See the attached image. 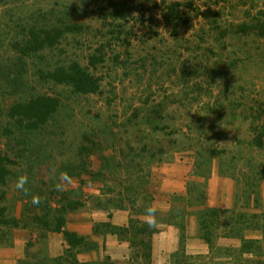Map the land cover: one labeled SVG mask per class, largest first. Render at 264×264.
<instances>
[{
  "label": "rangeland",
  "instance_id": "obj_1",
  "mask_svg": "<svg viewBox=\"0 0 264 264\" xmlns=\"http://www.w3.org/2000/svg\"><path fill=\"white\" fill-rule=\"evenodd\" d=\"M118 1L123 23L111 21ZM259 12L264 0H0V151L10 161L0 220L24 221L36 196L56 209L129 208L141 229L155 201L162 225L184 229L161 264H264V39L229 30ZM46 19L87 32L33 52L30 29ZM75 63L97 93L51 78ZM34 103L54 110L37 129L21 117ZM176 162L189 170L173 195L162 170ZM21 175L27 195L15 188ZM210 186L212 202L232 189V209L208 207ZM194 220L207 255L187 253ZM141 247L134 264H151Z\"/></svg>",
  "mask_w": 264,
  "mask_h": 264
},
{
  "label": "crops",
  "instance_id": "obj_2",
  "mask_svg": "<svg viewBox=\"0 0 264 264\" xmlns=\"http://www.w3.org/2000/svg\"><path fill=\"white\" fill-rule=\"evenodd\" d=\"M119 3L122 7L112 11L110 16L111 21L123 23V19L126 16L122 15V10H125L127 5L124 4V1ZM46 22L50 23V25L49 23L43 25L46 28H59V25L53 24L48 19H46ZM67 26L75 27L78 30L64 33L84 34L87 32V28L84 25ZM63 27L64 25H62ZM188 170L186 165L180 162L166 166L162 170L165 174L164 181L170 185L168 191L173 195L185 193L184 182ZM214 190L211 186L208 188V207L222 210L232 209V189L230 187L218 189L219 194L223 195V200L212 202L210 200L213 198ZM156 205L157 202L152 201L151 208L155 210L152 226L153 229H156V232L150 237L149 243L148 261L151 264H161V261H163L161 259V251L164 252L167 249L170 253L176 251L180 247L182 239V233L178 226L174 224L162 225L160 223V216L163 213ZM204 207H206V204ZM110 215L111 218L109 219ZM134 218L129 208L105 209L92 207L89 204L70 212L66 217V224L63 230L85 239L84 246L75 254L76 262L78 264H103L104 262L117 264L119 261L124 264H134V262H137L139 257L134 255V251L138 249L132 247L129 240L123 236H118L116 233L102 229L104 224H109L115 229H128L130 220ZM143 220L149 225L147 217ZM198 230L195 220L192 221L190 227H187L186 234L189 237L188 242L190 241V245L189 243L186 245L187 253L189 252L191 255H207L208 242L197 235ZM30 233L32 231L21 226L17 229L0 226V264H54L52 261L65 256L69 247L63 233H49L44 240H38L36 237L28 247ZM219 241H223L227 245L235 244V240L231 239H220ZM89 246L92 247L90 248Z\"/></svg>",
  "mask_w": 264,
  "mask_h": 264
},
{
  "label": "trees",
  "instance_id": "obj_3",
  "mask_svg": "<svg viewBox=\"0 0 264 264\" xmlns=\"http://www.w3.org/2000/svg\"><path fill=\"white\" fill-rule=\"evenodd\" d=\"M248 22H243L238 25L230 26L231 34H257L259 37L264 39V13L259 12V15H255L253 18H250L249 15ZM206 19H210V16L206 17ZM78 30L75 27L64 26V29L60 28H46L45 26H36L30 29V44L34 47L32 49L33 52L43 50L46 48H52L63 35L64 32H71ZM214 30L218 32H222L223 34H227V31L220 28L217 24L214 27ZM59 71L56 72L51 78L54 79L58 83H63L72 86L76 91L82 94H95L99 90V84L96 79H94L93 75H91L86 69L81 68L78 64H74L67 68H60ZM36 104L27 105L24 109V113L21 115L22 121H28L33 125L34 129L40 128L43 126L47 120V117L54 111L51 109L50 111H45L43 113L39 112ZM94 147V145L92 146ZM91 147V148H92ZM95 148V147H94ZM89 149V148H88ZM87 149L85 146L82 147V151L85 152ZM91 150V149H90ZM81 156V155H80ZM88 157L85 158L81 162V170L86 171L89 167V162L87 161ZM108 160L104 161V165H107ZM10 165V161L6 155H4L0 151V183L8 176ZM66 200V199H65ZM29 205L30 211L28 212L27 219L21 221V219L12 218L9 221H1L0 226L7 227L9 229H17L20 226L24 229H29L33 232L37 231V239L44 240L49 233L61 232L64 235L65 241L68 245V250H66L65 256L59 259L52 261L54 264H78L75 260V254L79 252L85 241L84 238L77 237L74 234H71L64 229L66 224L67 215L76 210L77 207H82V205L71 206L72 203L67 201L66 206H60L58 209L53 207V203L50 204L45 203H33ZM70 204V205H69ZM71 206V207H70ZM150 206V205H148ZM201 207L205 206L204 201L201 202ZM27 205H25V208ZM105 208V207H102ZM106 209V208H105ZM113 209H124L122 207H114ZM132 210V209H131ZM37 212L42 213V217H40ZM204 212H208L205 210ZM230 211H224L227 213ZM215 215L220 214L221 212L213 211ZM111 215L109 216V219ZM136 221L133 219L130 220V226L128 229H115L111 227L109 224H104L102 229L107 232H113L118 234V236H123L127 240H129L132 247L136 248L140 244L142 249L149 251V243L150 237L152 234L156 232V229H153V226H149L148 224L143 225L144 227L141 229H135ZM177 225V223H175ZM150 227L151 230H147V227ZM178 226V225H177ZM180 227V231L183 234V227ZM201 228L203 226L201 225ZM140 237H144L142 243H135L136 240H139ZM205 240V239H204ZM31 244L28 243V247ZM90 248L92 246H89ZM134 255L137 256V252L134 251ZM103 264H108L104 262Z\"/></svg>",
  "mask_w": 264,
  "mask_h": 264
},
{
  "label": "clouds",
  "instance_id": "obj_4",
  "mask_svg": "<svg viewBox=\"0 0 264 264\" xmlns=\"http://www.w3.org/2000/svg\"><path fill=\"white\" fill-rule=\"evenodd\" d=\"M27 176L25 175H21L20 177L17 178V180L15 181V188L18 191L23 192L25 195L28 194V188L25 187V185L27 184ZM33 203H39V198L36 196H33ZM146 215L148 218V222H149V226L152 225V223L154 222V217H155V210L152 208H148L146 210Z\"/></svg>",
  "mask_w": 264,
  "mask_h": 264
}]
</instances>
